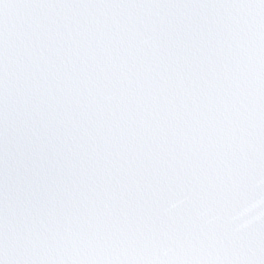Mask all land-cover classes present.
Masks as SVG:
<instances>
[{"label":"snow or ice","instance_id":"6c2138e0","mask_svg":"<svg viewBox=\"0 0 264 264\" xmlns=\"http://www.w3.org/2000/svg\"><path fill=\"white\" fill-rule=\"evenodd\" d=\"M0 264H264V0H0Z\"/></svg>","mask_w":264,"mask_h":264}]
</instances>
